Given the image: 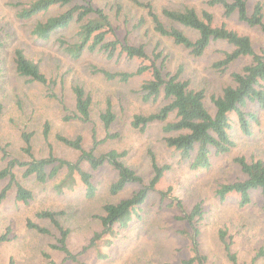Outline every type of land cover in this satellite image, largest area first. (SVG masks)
Listing matches in <instances>:
<instances>
[{
	"label": "rangeland",
	"instance_id": "1",
	"mask_svg": "<svg viewBox=\"0 0 264 264\" xmlns=\"http://www.w3.org/2000/svg\"><path fill=\"white\" fill-rule=\"evenodd\" d=\"M27 1L29 0H0V146H4L15 158L30 160L22 150L24 144L21 134L25 131L32 133L31 151L34 157H46L48 146L44 142L42 128L44 123L48 122L53 154L74 161L78 152L58 142L55 135L62 134L70 138L80 135L82 146L85 149L92 148L93 130L98 140L105 137L100 114L109 102L115 114L110 131L117 136L99 144L95 153L102 154L109 149L124 151L122 160L141 175L145 183L152 177V156L159 165H168L169 170L138 208L139 217L134 215V219L125 226L115 224L113 235L106 233L96 240L93 246H88L93 235L102 230L98 217L103 214V205L130 197L140 185L128 184L118 194L112 195L109 187L117 178L115 170L108 164L92 170L83 163V168L92 174L91 180L96 188L94 196L87 197L82 185L70 193L57 195L51 188L55 180L40 185L32 179H24L23 169H16L17 178L33 191L34 199L29 205L17 203L14 200V191L10 190L0 202V234L10 227L11 234L16 237L0 243V263L9 264L10 258H13L16 264L180 263L193 255L189 235L191 229L184 220L178 218L182 215L181 209L176 206L180 200L186 212L190 211L195 203H201L204 213L199 221L198 247L200 253L206 257V264H231L218 236V231L222 228L226 229L231 237V250L236 254L239 264H264V256L258 255L261 250L264 251V195L252 192L250 203L239 206L235 194L228 195L223 201L214 194L217 184L243 177L233 162V157L254 154L264 159V109L250 105V109L258 115V122L252 123L251 137H246L237 124H233L231 133L236 147L229 154L212 157L209 169L191 170L188 161L181 160L177 151L165 145L163 123L154 122L144 131H138L130 125L134 114L155 112L164 102L161 99L155 103H145L141 100L138 89L149 74L134 76L123 83L108 81L89 72V66L92 64L113 72H131L136 69L140 60L126 59L124 56L107 59L102 52L87 53L79 60H71L63 51L58 39L72 41L77 25L73 24L67 30L54 33L48 40L36 39L30 32L36 20L56 14L63 8L54 7L28 21H19L16 18V5ZM142 1H150L157 13L163 8H179L184 5H193L197 9L206 7L204 0ZM256 1L262 2L264 11V0H247L249 10ZM93 2L109 13L118 37H127L134 44H144L149 55L156 49L165 58L167 69L174 72L178 67H182L181 77L189 80L195 87L205 88L208 95L219 91L221 86L229 81L230 72L239 70L249 61V58H241L230 65L226 72L219 73L212 67V63L222 56V51L231 49L226 42H211L202 56L194 57L188 50L174 44L170 38L157 34L143 8L127 0ZM117 4L121 6L118 12ZM211 10L216 21L224 20L220 8ZM140 20L143 22L138 25ZM226 22L229 27L247 34L256 51L264 49V32L258 27H249L238 21L236 16H231ZM179 28L189 36H195L189 29L182 26ZM16 47H22L28 56L40 63L46 75L55 80L53 92L62 97L68 108L67 112L63 111L57 99L48 95L44 85L26 82L24 77L17 75L12 62ZM75 84L82 85L91 94L89 123L63 119L65 113L69 114L74 109L71 87ZM206 104L210 110L213 109L208 97ZM4 165L5 160L0 153V168ZM64 172L65 170H61L58 178ZM5 184L6 180H0V189ZM169 187L170 193L161 199L160 192ZM43 209L63 212L59 221L69 229L67 246L77 254L78 262L64 260V255L51 247V244L56 243L58 233L49 221L35 218L36 212ZM27 218L47 227L50 233L43 235L28 229L25 225ZM106 239L111 240L108 246ZM46 255H49V258H46ZM98 255H106V258Z\"/></svg>",
	"mask_w": 264,
	"mask_h": 264
},
{
	"label": "trees",
	"instance_id": "2",
	"mask_svg": "<svg viewBox=\"0 0 264 264\" xmlns=\"http://www.w3.org/2000/svg\"><path fill=\"white\" fill-rule=\"evenodd\" d=\"M127 1L146 10L157 34L170 38L174 44L188 50L194 57L202 56L211 42L224 41L230 45L231 49L222 51V56L212 63V67L219 73L226 72L230 65L241 58H249V61L239 70L231 71L229 81L224 83L219 91L208 95L205 88L195 87L189 80L181 77L182 67H178L174 72L167 69L165 58L156 49L149 55L144 44H134L127 37L122 39L118 37L113 29L109 13L93 0H29L16 5L18 6L16 18L25 22L45 14L51 8H63L56 14L37 19L30 30L31 34L36 39L45 41L54 33L67 30L76 24L77 29L72 41L58 39L63 51L71 60L76 61L84 54L95 52H102L107 59L124 56L126 59L140 60L136 69L131 72H113L95 64L89 66V72L92 75H100L108 81L116 80L123 83L134 76L149 74L138 89L141 100L145 103H155L161 99L164 102L155 112L134 114L130 122L131 127L144 131L154 122L163 123L165 145L177 151L181 160L188 161L191 170L209 169L212 157L229 154L236 147V141L231 133L233 124H237L246 137L252 136V123L258 122V115L256 111L250 109V105L264 109V49L256 51L247 34L229 27L226 22L231 16H236L238 21L249 27H258L264 32L263 4L261 1H256L249 10L247 0H204L206 7L200 9L193 5H184L179 8H163L160 13H157L150 1ZM217 7L221 9L224 18L220 22L216 21L211 10ZM116 9L117 12L121 10L120 4L116 5ZM142 22L143 20H140L138 25ZM179 26L194 32L195 36H189ZM12 62L17 75L24 77L26 82L44 85L48 95L59 101L64 112L68 111L62 97L53 92L55 80L48 77L40 63L28 56L22 47L14 49ZM71 92L74 109L69 114L65 113L63 119L89 123L91 94L79 84L72 85ZM207 97L213 107L212 110L206 104ZM100 120L105 130V137L98 140L93 130L90 149L82 146L80 135L74 138L62 134L55 135L58 142L78 152L74 161L59 158L53 154L52 144L49 141L48 122H45L42 128L43 139L48 146L46 157H34L31 151L32 133L25 131L21 134L24 144L22 150L30 157V160L22 161L15 158L4 146H0L2 159L5 160L4 167L0 168V180H6V184L0 189V202L10 190L14 191V200L17 203L29 205L34 199L33 191L17 178L16 169H23L24 179H32L40 185L55 180L51 188L57 195L70 193L82 185L86 196L92 197L96 191L91 180L92 174L85 170L82 164L86 163L92 170L108 164L117 174L116 180L109 187L110 194L116 195L126 185L132 183L140 185V188L130 197L103 205V214L98 217L102 230L93 235L88 246H93L95 241L101 239L106 233L113 235L115 224L125 226L134 219V215L139 217L138 208L146 201L148 194L155 189L165 172L169 170V166L159 165L152 156V177L145 183L143 177L122 160L124 151L109 149L102 154H96L95 149L99 144L117 136L110 131L115 114L109 102L100 114ZM233 162L243 177L217 184L214 194L221 201L228 195L235 194L238 205L245 206L250 203L252 192L264 195V159L254 154L237 155L233 157ZM61 170L65 172L58 178ZM170 191L171 187L161 191V199ZM176 206L182 212L178 218L184 220L191 229L189 235L193 252L190 258L177 264H206V257L200 253L198 247L199 221L204 213L201 203H195L188 212L184 211L180 200L177 201ZM62 213V211L43 209L36 212L35 218L49 221L57 230L56 243L51 244V247L60 251L64 255V260L78 262L77 254L67 246L69 229L59 221ZM25 225L38 234L50 233L47 227L32 218H27ZM218 236L230 263L239 264L236 254L231 250V237L228 236L227 230L219 229ZM15 238V235L11 234L10 227H7L6 231L0 234V243ZM106 243L107 246L110 245L111 240L106 239ZM258 255L264 256V251L261 250ZM98 256L106 258V255ZM46 258H49V255H46ZM9 264H16L13 258L9 259ZM78 264L86 263L78 262Z\"/></svg>",
	"mask_w": 264,
	"mask_h": 264
}]
</instances>
